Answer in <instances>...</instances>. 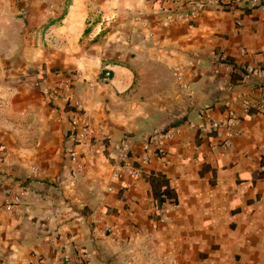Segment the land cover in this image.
<instances>
[{"label": "crops", "instance_id": "obj_1", "mask_svg": "<svg viewBox=\"0 0 264 264\" xmlns=\"http://www.w3.org/2000/svg\"><path fill=\"white\" fill-rule=\"evenodd\" d=\"M199 1L0 0V264H264V0L166 22ZM168 129L160 158L114 176L118 147L132 163Z\"/></svg>", "mask_w": 264, "mask_h": 264}, {"label": "built area", "instance_id": "obj_2", "mask_svg": "<svg viewBox=\"0 0 264 264\" xmlns=\"http://www.w3.org/2000/svg\"><path fill=\"white\" fill-rule=\"evenodd\" d=\"M222 0H200L195 8L186 11H177L178 8L173 10H169L165 14V20L167 23H171L174 20H182V19H193L199 16L200 12L205 8H208L212 5H220ZM177 6L180 8L186 7L188 3H180L176 2ZM240 24V23H238ZM103 76L107 79L110 77V71L106 70L103 73ZM80 77L79 73H76L72 77L58 83L51 91H46L48 96H56L61 92L69 93L72 89L73 81ZM180 79V78H178ZM262 100L259 104L258 110L264 111V90L262 93ZM76 108H79V104H75ZM77 114L70 118L68 132L66 134L67 147L65 149L66 156L72 163L78 162V155L76 153V146L79 143H84L89 141L92 138L91 129L88 120L84 117L81 112V108L77 109ZM233 125L231 120H227L225 122H212V129H219L220 127H224L226 129L230 128ZM175 136V131L172 129L163 130L156 132L155 134L147 137L144 142L141 144V152L137 159L132 163L128 162V157L130 156V150L125 146H120L119 151L121 154V158L119 160V164L114 169V176L118 175V172L121 168H124L128 175L136 176L140 172V168L148 164L152 157L160 158L162 154V143L171 139ZM231 136V135H230ZM26 198V192L24 190H20L14 194L6 195L2 199L1 205L4 208L5 212L13 213L16 211V208L22 203V201ZM158 212L160 209L157 206H154ZM85 255L82 256L84 258ZM54 264H70V259L68 256L62 257V259Z\"/></svg>", "mask_w": 264, "mask_h": 264}, {"label": "trees", "instance_id": "obj_3", "mask_svg": "<svg viewBox=\"0 0 264 264\" xmlns=\"http://www.w3.org/2000/svg\"><path fill=\"white\" fill-rule=\"evenodd\" d=\"M152 186L154 190V195L159 198L158 204L164 202L167 198H173L174 192L168 187L161 177L155 178L152 180Z\"/></svg>", "mask_w": 264, "mask_h": 264}]
</instances>
